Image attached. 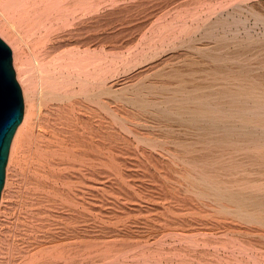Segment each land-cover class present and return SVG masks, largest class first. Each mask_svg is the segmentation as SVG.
<instances>
[{
    "label": "bare ground",
    "instance_id": "bare-ground-1",
    "mask_svg": "<svg viewBox=\"0 0 264 264\" xmlns=\"http://www.w3.org/2000/svg\"><path fill=\"white\" fill-rule=\"evenodd\" d=\"M166 1L0 0L24 102L0 244L12 206L29 242L2 264H264V0ZM106 126L161 196L107 190Z\"/></svg>",
    "mask_w": 264,
    "mask_h": 264
},
{
    "label": "rangeland",
    "instance_id": "rangeland-1",
    "mask_svg": "<svg viewBox=\"0 0 264 264\" xmlns=\"http://www.w3.org/2000/svg\"><path fill=\"white\" fill-rule=\"evenodd\" d=\"M173 1L174 0H169V1L167 0L166 1L167 5L169 6L167 10L171 9L172 7H174L175 5H177L179 3L178 0H175L174 2ZM0 20L4 24L5 23L9 24V23H12V21H13V17L11 15V13L5 11V9L2 7L1 4H0ZM6 21H8V22H6ZM19 35L24 36L23 31L19 32ZM29 47H30V49H28L27 47H24V55L27 59H29L28 60L29 67L32 68L34 65L32 53L35 54L36 51L32 49L31 43H30ZM173 61H174V63H173ZM173 61H172V64H174V65L178 64L177 59H173ZM32 75H33L32 80L36 83L37 82V76L35 75V73L34 74L32 73ZM144 131H142V132H144ZM146 133H147V131H146ZM124 136H125V134L124 133L122 134V131L116 126H106V128H105V134H104V146H105L104 152H105V155L103 158L104 166L102 167V177L104 179L105 185L107 186L106 187L107 190L113 189L117 194L121 193L123 196H124L123 193L127 192L129 194V196L131 195V197L132 196L135 197V194L132 193V191L130 189H128L129 187L126 184V181L136 179V180L142 181L143 187L146 189L147 192L150 191V193H154V195L156 197H158L159 195L161 196V191L158 189L159 184L156 181V180H158L156 178V176H158L159 172H157V169L155 168V166H152L151 169L148 170L144 166L140 165L141 164V158L139 156H136L133 153L134 146L128 145V141H126V139L125 140L123 139ZM118 161H121V164H122L121 168L126 171V172H124L125 175L129 176L130 178L123 177V176L121 178H119V176L116 173L117 166L114 164V163H117ZM138 164H139V166H138ZM18 166L20 167V164ZM21 166H22V163H21ZM17 170L20 173L21 169L19 168ZM18 178L20 180H22L21 175ZM153 199L154 198L148 199V197H147L145 199V198L141 197L142 202H144L145 204H147V203L153 204L154 203ZM108 202L109 201L105 199L104 203L106 205ZM24 210H26V209H22V213H21V210L19 207L12 206L10 208V210L8 212H6L5 226L1 228L2 234H3V240L0 244V264H2L4 259H5V261H7L10 258L11 244L14 243L15 240H16V242H18V245L21 248V250L25 249V247L28 246V244H29L28 238L25 237V235H26L25 230L23 229V227L22 228L20 227L24 221L23 220ZM145 217H146L145 215L134 214L132 216V220H134V221L140 220V219L145 218ZM7 219H8V221H7ZM124 220H125V217H123L122 219L120 218L119 219V221H120L119 225L123 226ZM92 224H93V221L88 222L89 232H92V230L94 231ZM136 225H138V227L143 228V224H141V223H138ZM92 233L94 234V232H92ZM92 233H90L91 236H92ZM92 245L93 244L90 243V246H92Z\"/></svg>",
    "mask_w": 264,
    "mask_h": 264
},
{
    "label": "water",
    "instance_id": "water-1",
    "mask_svg": "<svg viewBox=\"0 0 264 264\" xmlns=\"http://www.w3.org/2000/svg\"><path fill=\"white\" fill-rule=\"evenodd\" d=\"M23 114V95L15 77L12 47L0 39V192L12 138Z\"/></svg>",
    "mask_w": 264,
    "mask_h": 264
}]
</instances>
